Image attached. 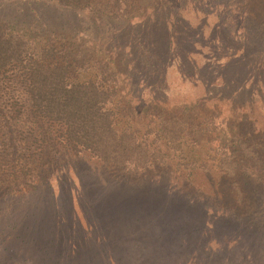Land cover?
<instances>
[{"label": "rangeland", "instance_id": "1", "mask_svg": "<svg viewBox=\"0 0 264 264\" xmlns=\"http://www.w3.org/2000/svg\"><path fill=\"white\" fill-rule=\"evenodd\" d=\"M129 3L119 18L57 0H0V24L31 41L53 31L93 44L118 74L109 106L119 130L151 150L163 143L160 114L187 116L190 131L133 172L54 132L41 155L33 145L32 157L19 156L30 123L22 104L0 97V264H264V0ZM17 89L0 84V94Z\"/></svg>", "mask_w": 264, "mask_h": 264}, {"label": "trees", "instance_id": "2", "mask_svg": "<svg viewBox=\"0 0 264 264\" xmlns=\"http://www.w3.org/2000/svg\"><path fill=\"white\" fill-rule=\"evenodd\" d=\"M57 2L91 11L106 10L112 17L123 18L131 13L129 0ZM88 72L91 74L83 78L82 74ZM11 80L12 83L18 81L22 89L16 90L15 97L10 96L11 90L7 95L2 90L0 97L5 95L3 100L6 102L12 97L13 103L22 104V111L30 123L26 128L32 135V142L24 138L26 149L22 143L16 145L19 156L27 151L32 157L30 149L33 145L39 148L37 156L41 155L43 144L49 145L54 142L51 138L57 137L74 151H87L104 164L133 172L155 159L162 161L166 155L162 144L179 149L184 136L190 132L187 116L160 114L156 133L163 143L151 150L135 130H119L114 109L109 106L118 93L117 71L108 61L96 57V48L85 38L69 42L64 33L48 31L37 43L0 24V84ZM247 152L252 154L249 149ZM221 166L229 174L235 173V160L225 151Z\"/></svg>", "mask_w": 264, "mask_h": 264}]
</instances>
